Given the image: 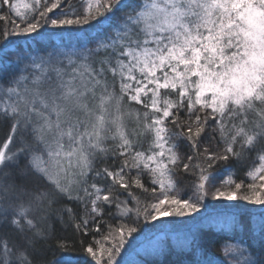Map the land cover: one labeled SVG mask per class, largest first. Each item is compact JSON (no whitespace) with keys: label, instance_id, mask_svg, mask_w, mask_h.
I'll return each instance as SVG.
<instances>
[{"label":"snow or ice","instance_id":"1","mask_svg":"<svg viewBox=\"0 0 264 264\" xmlns=\"http://www.w3.org/2000/svg\"><path fill=\"white\" fill-rule=\"evenodd\" d=\"M0 128V264H264V0H0Z\"/></svg>","mask_w":264,"mask_h":264},{"label":"trees","instance_id":"2","mask_svg":"<svg viewBox=\"0 0 264 264\" xmlns=\"http://www.w3.org/2000/svg\"><path fill=\"white\" fill-rule=\"evenodd\" d=\"M77 5L80 4V0H75ZM4 137V129L0 128V139ZM258 163V161H257ZM248 164H251V161L248 162ZM234 178L238 182L241 179L245 178V172L247 170V166L242 167L239 164H233L232 165ZM227 175L224 169L221 170L220 174L217 176L216 184L219 185L220 181ZM246 191V189H244ZM230 202L227 201H212L208 200L207 205L209 206V211L212 209H215L217 211H223L224 208L229 204ZM243 204V202H240ZM244 207L252 208L254 206L250 205H244ZM205 210L202 209L201 213L197 214L198 216L205 215ZM192 222L191 217H184V218H174V217H168L164 218L161 221L155 222L156 224H167L169 225V231L172 230V227L175 226L176 228L182 229L186 224H189ZM159 233L156 229V227L149 225L146 226L142 233L136 234V241L132 243L131 246H126L127 250L123 253V259H127L130 261H139L140 264H175V262L178 260V255L176 251L170 250L167 252L166 255L162 257H155L153 255L147 254L148 251L151 249V242L157 236ZM182 238V235L180 237H174L173 239H170L168 244L169 248L171 249L174 244L176 243V239ZM70 258L73 261V264H78V261L83 258L82 253L79 251L72 252L68 254Z\"/></svg>","mask_w":264,"mask_h":264},{"label":"rangeland","instance_id":"3","mask_svg":"<svg viewBox=\"0 0 264 264\" xmlns=\"http://www.w3.org/2000/svg\"><path fill=\"white\" fill-rule=\"evenodd\" d=\"M82 2V0H80V3ZM82 10V9H81Z\"/></svg>","mask_w":264,"mask_h":264}]
</instances>
